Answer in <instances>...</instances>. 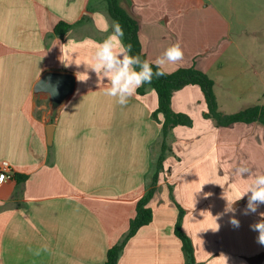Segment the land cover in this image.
Wrapping results in <instances>:
<instances>
[{"label":"crops","instance_id":"0c3cea01","mask_svg":"<svg viewBox=\"0 0 264 264\" xmlns=\"http://www.w3.org/2000/svg\"><path fill=\"white\" fill-rule=\"evenodd\" d=\"M119 2L139 22L148 61L180 42L183 60L164 70L196 66L207 73L214 66L207 61L221 52L228 16L219 7L212 12V1ZM61 21L72 24L64 39L54 34ZM112 22L106 0H0V162L27 177L5 182L0 173V264H104L136 217L160 153L164 117L153 118L155 90L136 91L122 106L105 95L107 79L87 66ZM50 72L76 78L74 94L56 112L48 93L35 92ZM172 108L188 114L193 127L173 129L150 203L153 221L128 241L118 264H185L174 233L175 203L185 210L182 230L197 264H264V245L250 227L262 219L264 204L244 215L248 197L238 201L239 227L230 223L232 213L223 214L226 197L264 173V130L262 137L241 138L224 131L260 123L218 128L203 118L207 104L198 86L175 92ZM241 165L251 176L236 174Z\"/></svg>","mask_w":264,"mask_h":264},{"label":"trees","instance_id":"16d2710c","mask_svg":"<svg viewBox=\"0 0 264 264\" xmlns=\"http://www.w3.org/2000/svg\"><path fill=\"white\" fill-rule=\"evenodd\" d=\"M106 1L108 3V11L111 19L113 21H118L124 30L125 34L122 38L124 44L132 45L131 55H139L141 60L148 61L146 54L143 52L140 40L139 22L127 12L120 4L119 0ZM71 28L72 24L61 21L55 26L54 34L64 39ZM148 62L155 71V64L150 61ZM164 71L166 75L159 78L153 77L151 83H145L137 90L141 95L146 94L148 89H153L157 93L158 108L153 113V118L158 121L159 114H162L164 117L161 129L162 144L160 153L154 162L153 173H151V177L147 182L146 192L137 202L136 217L131 220L127 234L108 250L104 264H118L128 241L137 234L139 229L149 225L153 221V209L150 203L159 190L160 174L164 171V162L166 161L170 149L169 140L172 138V131L179 126L193 127L194 121L188 114L177 113L173 110L172 98L175 92L190 85L198 86L207 104V111L203 113V118L213 120L218 128H227L240 123L249 125L256 122L264 126V104L248 106L231 114L220 111L217 96L214 91L215 82L210 79L206 73L197 69L196 66L180 67L173 72ZM15 179L25 181L27 177L15 174ZM175 204L179 210V215L174 233L182 242L185 264H197L193 242L182 230L185 210L179 204Z\"/></svg>","mask_w":264,"mask_h":264},{"label":"rangeland","instance_id":"374dc122","mask_svg":"<svg viewBox=\"0 0 264 264\" xmlns=\"http://www.w3.org/2000/svg\"><path fill=\"white\" fill-rule=\"evenodd\" d=\"M97 0H94L96 2ZM212 8L221 9L228 16L226 32L219 40L221 52L206 73L216 84L214 91L223 113H236L255 103H264V0H210ZM215 8V9H216ZM92 9L89 7L87 14ZM204 29V28H203ZM202 29V30H203ZM212 39L213 34H205ZM213 63V62H212ZM252 80V83H251ZM255 85V86H254ZM259 92V93H257ZM257 105V104H255ZM251 106V105H250ZM249 130L250 133L247 131ZM263 126L247 130L238 127L224 131L234 138L262 137ZM220 132V131H219ZM247 133V134H246ZM169 140V145L173 143ZM171 151V150H170Z\"/></svg>","mask_w":264,"mask_h":264},{"label":"clouds","instance_id":"9594fccd","mask_svg":"<svg viewBox=\"0 0 264 264\" xmlns=\"http://www.w3.org/2000/svg\"><path fill=\"white\" fill-rule=\"evenodd\" d=\"M111 28V34L103 42L97 43L92 56V63L87 66L98 77L103 76L107 79L109 86L104 90L105 95L114 98L122 106L128 103L139 87L145 83H151L153 77L159 78L166 75L163 70L166 63L175 64L184 58L181 44L176 42L167 47L163 54L153 62L156 66L154 71L147 60H141L139 55H131L132 45L124 44L122 38L125 33L121 24L118 21H113ZM105 30H107V27ZM78 79H80L79 75ZM87 79L88 76L86 75V78L82 81ZM235 171L241 177L251 176V170L244 165L237 167ZM245 196L248 197V200L243 212L244 215L255 213L259 205L264 204V173L252 176L246 190L236 195L235 198L229 199L226 197L223 214H233L230 218L233 227H239L240 225L239 220L235 218L236 208L234 205ZM260 216L262 219L250 227L253 231L259 233L257 243L264 245V213H260ZM218 229L219 225L217 224L214 231ZM35 254L39 255V250Z\"/></svg>","mask_w":264,"mask_h":264},{"label":"water","instance_id":"95a60500","mask_svg":"<svg viewBox=\"0 0 264 264\" xmlns=\"http://www.w3.org/2000/svg\"><path fill=\"white\" fill-rule=\"evenodd\" d=\"M75 85L76 78L72 74L50 72L36 84L35 92L48 93L52 109L56 112L74 94ZM48 140L51 144L52 132L48 134Z\"/></svg>","mask_w":264,"mask_h":264},{"label":"built area","instance_id":"2783aa9c","mask_svg":"<svg viewBox=\"0 0 264 264\" xmlns=\"http://www.w3.org/2000/svg\"><path fill=\"white\" fill-rule=\"evenodd\" d=\"M0 173L5 182L15 178V173L11 164L6 160L0 162Z\"/></svg>","mask_w":264,"mask_h":264}]
</instances>
